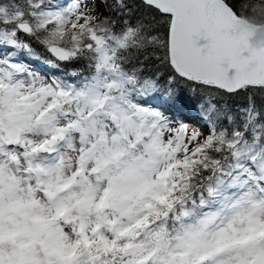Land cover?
<instances>
[{"label": "snow or ice", "instance_id": "obj_1", "mask_svg": "<svg viewBox=\"0 0 264 264\" xmlns=\"http://www.w3.org/2000/svg\"><path fill=\"white\" fill-rule=\"evenodd\" d=\"M0 264H264V0H0Z\"/></svg>", "mask_w": 264, "mask_h": 264}]
</instances>
